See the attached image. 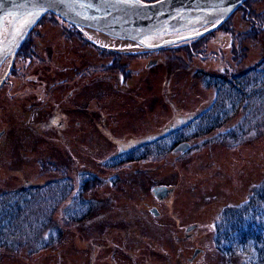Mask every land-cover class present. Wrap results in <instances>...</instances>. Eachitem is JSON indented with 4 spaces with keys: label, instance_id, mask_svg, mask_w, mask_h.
<instances>
[{
    "label": "rangeland",
    "instance_id": "374dc122",
    "mask_svg": "<svg viewBox=\"0 0 264 264\" xmlns=\"http://www.w3.org/2000/svg\"><path fill=\"white\" fill-rule=\"evenodd\" d=\"M247 1L249 16L238 8L195 46L144 54L41 18L0 87V264H264V200L253 204L260 218L251 216L260 240L248 234L237 245L218 233L264 189V0ZM155 57L163 61L149 66ZM208 76L225 79L208 87ZM52 100L69 124L61 113V129L31 128ZM232 129L239 137L225 140ZM154 136L149 148L161 154L111 167ZM182 138L192 146L172 154ZM161 186L173 191L157 199ZM186 228L195 238L173 239Z\"/></svg>",
    "mask_w": 264,
    "mask_h": 264
},
{
    "label": "water",
    "instance_id": "95a60500",
    "mask_svg": "<svg viewBox=\"0 0 264 264\" xmlns=\"http://www.w3.org/2000/svg\"><path fill=\"white\" fill-rule=\"evenodd\" d=\"M247 0H0V67L10 59V66L1 85L5 82L15 55L30 31L50 13L79 29L101 33L109 38L130 42L145 50L167 48L198 39L224 24ZM38 11L33 23L15 34L18 16ZM204 29L205 27L210 26ZM157 61H150L149 66ZM4 131L0 132V139ZM189 142L179 143L174 154L190 149ZM173 191L166 186L156 187L157 199H164ZM152 212L159 215L157 208Z\"/></svg>",
    "mask_w": 264,
    "mask_h": 264
},
{
    "label": "trees",
    "instance_id": "16d2710c",
    "mask_svg": "<svg viewBox=\"0 0 264 264\" xmlns=\"http://www.w3.org/2000/svg\"><path fill=\"white\" fill-rule=\"evenodd\" d=\"M148 1H156V0H148ZM248 2V1H247ZM240 10H242L241 12H242V14H243V17H247V16H249V14H248V10L246 9V10H243L242 9V7L241 8H239ZM238 11V10H237ZM236 11V12H237ZM235 12V13H236ZM251 14V13H250ZM235 14H233L232 16H231V18L234 16ZM56 17V16H55ZM230 18V19H231ZM229 19V20H230ZM228 20V21H229ZM248 20V19H247ZM227 21V22H228ZM227 22H225L224 24H226ZM222 26H224V25H222ZM221 26V27H222ZM220 27V28H221ZM211 33H209V34H207V35H210ZM205 38V36H203V37H201V38H198V39H196V40H194V41H189L188 43H191V44H193V46H195L196 44H194L195 43V41H198V40H200L201 41V39H204ZM28 43H29V37H27L26 38V40L24 41V43L21 45V47L19 48V52H18V54H20V53H22V52H24V51H26L25 50V48H26V46L28 45ZM116 63V62H115ZM114 63V64H115ZM113 64V65H114ZM116 67H117V64H115V69H116ZM114 68V67H113ZM122 68H123V70L126 68L124 65L122 66ZM125 71V70H124ZM248 72H246V73H244L243 75H241V76H239L238 78L240 79H242V78H244L246 75H248L247 74ZM204 77H207V76H205L204 75ZM238 78H237V81H238ZM225 78H221V76H208V81H206V85L208 86V87H211L212 85V87H216V86H218V87H216V88H219V84H220V81L221 80H224ZM236 80H234V83H232L233 85H235V87H233L234 89H236V87H238V90L239 91H241V92H243L244 94H248V93H246L244 90H243V88L241 87V85L239 84H237L236 82H235ZM213 83V84H212ZM213 122H212V124L211 125H213V126H216L217 128H219V127H221V124H222V122L220 121V123L219 122H217V118L215 119V120H212ZM210 124V123H209ZM208 124V125H209ZM210 130H206L204 133H208ZM223 138L225 139V140H235V139H237L238 137H239V135L237 134V132L235 131V129H232L231 130V132H226V133H224L223 135ZM121 159H120V162H118V161H115V162H113V164H111V167H115V166H119L120 164H122L123 162H134V161H137V160H141V159H147V156H144V155H140L139 156V158H137V156H135V155H132V154H123L121 157H120ZM79 183L81 184V187H82V189H83V187L84 186H86V185H88V184H91L92 183V176H87V177H85L84 179H81L80 181H79ZM262 192H260L259 194H258V196H256L257 198H255L254 196H251V198H250V201L247 203V205L242 209V211L240 212L239 211V213H238V216L237 215H235V214H233V216H232V220L230 221V222H226V228H224L223 230H219V234H223V237L225 238V239H229V238H231V239H233L234 241H231L232 243H236L237 245H238V243H241V241H243L246 237H247V235L249 234V235H252L251 237L253 238H255L256 240H260V237L259 236H255V235H253V230H252V226H253V223H254V221H256V219H258V217L260 218V216H258L259 215V212L261 213V211L260 210H258V208L257 207H253V204L254 203H256L255 201L257 200V201H259V202H261L262 200H264V189H260ZM1 201V200H0ZM58 202L59 201H55L54 203H51L49 206H48V209L51 211V212H53L55 209H57V207H59L58 206ZM250 205H252L251 207H250ZM5 207V204L4 203H2V204H0V212L2 213V210H3V208ZM50 207V208H49ZM252 209H254V210H252ZM90 210V208L89 209H87L86 211L84 210V209H82V212H80L79 214H78V216H75L74 217V220L75 221H81V220H83V218L85 219V217H87V215H89V213L87 212V211H89ZM238 212V211H237ZM250 214V215H249ZM255 214L258 216V217H256V219L253 221L252 219H251V216H255ZM6 215V214H5ZM9 213L6 215V217L4 218V220H2V222H1V224H6V223H3V221H6L8 218H9ZM257 223V222H256ZM241 230L242 231H244V233L243 232H241ZM239 232H241L240 234H238ZM231 233V234H230ZM6 238H7V235H2V233H0V249L2 248V247H4L5 245V241H6ZM262 240H264V239H262ZM227 243H228V241H227ZM45 247H47V246H49V245H51V243L49 242V241H46L45 242ZM222 245H224L223 244V242H222ZM233 246H235V245H233ZM263 246H264V243H263ZM263 254V256H261V258H263L264 259V253H262ZM260 258V259H261ZM245 264V263H244Z\"/></svg>",
    "mask_w": 264,
    "mask_h": 264
},
{
    "label": "flooded vegetation",
    "instance_id": "af4514ba",
    "mask_svg": "<svg viewBox=\"0 0 264 264\" xmlns=\"http://www.w3.org/2000/svg\"><path fill=\"white\" fill-rule=\"evenodd\" d=\"M244 9L246 10H248L249 9V12L251 13V6H248V7H245V4H244ZM240 8V7H239ZM253 9V8H252ZM235 14V13H234ZM66 25H69L68 27H71V28H73V29H76V27H74V26H72V25H70V24H66ZM222 26V25H221ZM209 27H211V25L210 26H208V27H205L204 29H206V28H209ZM29 35V34H28ZM28 37V36H27ZM26 37V38H27ZM26 38H25V40H26ZM24 40V41H25ZM194 40H196V39H193V40H190V41H194ZM24 41L22 42V44L24 43ZM186 42H188V41H186ZM127 43H129L130 45H126V52H134V53H147V52H155L156 50H145V49H143L142 47H140V46H138V45H136V44H133V43H130V42H127ZM21 44V45H22ZM21 45H20V47H21ZM19 47V48H20ZM19 48H18V50H19ZM167 48H170V47H167ZM167 48H163V49H167ZM18 50H17V52H18ZM157 50H160V49H157ZM17 52H16V54H17ZM141 56H142V54H141ZM153 60H156L157 62H162L163 60L162 59H158V58H152L151 59V61H153ZM5 62H7L8 64H7V70H5L4 72H3V79H4V76H5V74H6V72L8 71V66H10V59H7ZM4 62V63H5ZM3 63V64H4ZM3 64L1 65V67H3ZM123 66V65H122ZM1 67H0V69H1ZM122 75V74H121ZM120 76V75H119ZM2 79V78H1ZM7 81V80H6ZM5 84V83H4ZM118 87V86H117ZM72 95H73V93H72ZM73 108H75L74 106H72ZM60 108H62V107H60V106H58L57 105V103H55L53 100L52 101H50L49 102V107H44V108H42L43 110H41V109H39V110H37V111H35L34 112V114L32 115L33 116V118L31 117V119H32V122H30V127L31 128H35L36 129V131H40L42 128L44 129L45 127H53V128H56V129H61V127H62V125H63V121L61 120V117L59 116V114H61L62 113V116H68V120H67V122H68V124H69V122H70V118H69V114H67V113H65L63 110H60ZM60 110V111H59ZM65 114H64V113ZM43 114V115H42ZM64 114V115H63ZM42 116V117H41ZM44 116V117H43ZM65 121H66V119H65ZM79 123V122H78ZM174 125V124H173ZM180 126H182V125H180ZM170 129L171 128H167L165 131L166 132H169L170 131ZM34 132V131H33ZM34 133H36V132H34ZM30 135H32V134H30ZM158 136H154V137H151V138H149L148 140H143V141H140V142H138L137 144H135V146H134V148L133 147H131V148H127L125 151H124V153L123 154H132V155H135V156H137V158H139V156L140 155H144V156H147V158H149L151 155H153V154H156V153H158V154H161L162 152H160V151H158V152H152L153 150H150V148L149 147H151L153 144H155L157 141H155V139L157 138ZM182 142H189L188 141V139L187 138H182V139H180L179 141H177V142H175L174 144H172L170 147H171V153L172 154H174L173 153V149L179 144V143H182ZM191 144V143H190ZM192 146V145H191ZM190 146V147H191ZM130 149H134L133 151H131ZM159 149V148H158ZM131 151V152H130ZM157 151V150H156ZM143 160H145V159H141V160H137V161H140V162H142ZM135 162V161H134ZM154 208H156V207H154ZM151 212H152V210H151ZM153 213V212H152ZM154 214V213H153ZM160 214V213H159ZM154 216L155 217H159V215H155L154 214ZM195 232H194V230L192 231V230H188V228H186L185 230H184V232H183V234H182V236H178V235H176L173 239L174 240H176V241H182V242H188V241H190L191 239H193V238H195ZM196 250H198V249H195V251H194V253H193V255L194 254H196ZM201 253H199L197 256H199ZM197 256L195 257V258H197Z\"/></svg>",
    "mask_w": 264,
    "mask_h": 264
},
{
    "label": "snow or ice",
    "instance_id": "6c2138e0",
    "mask_svg": "<svg viewBox=\"0 0 264 264\" xmlns=\"http://www.w3.org/2000/svg\"><path fill=\"white\" fill-rule=\"evenodd\" d=\"M37 15H39L38 11H32L18 16L17 19L19 20V26L16 28L15 34L17 36L22 35L23 30L28 27L31 23H33ZM7 19V17L0 19V25H2ZM0 43H2V41H0ZM0 55H3L2 50H0Z\"/></svg>",
    "mask_w": 264,
    "mask_h": 264
}]
</instances>
